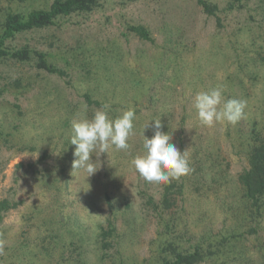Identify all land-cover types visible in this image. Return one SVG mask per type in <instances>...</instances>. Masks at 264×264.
Instances as JSON below:
<instances>
[{
    "label": "rangeland",
    "instance_id": "1",
    "mask_svg": "<svg viewBox=\"0 0 264 264\" xmlns=\"http://www.w3.org/2000/svg\"><path fill=\"white\" fill-rule=\"evenodd\" d=\"M207 1L215 15L197 0H100L90 13L15 37L12 46L43 52L64 73L0 63V87H7L0 96V199L15 205L0 223V264H148L165 227L144 203L160 198L162 184L146 181L130 162L143 152L142 126L153 119L173 134L191 168L172 180L182 187L165 214L174 222L169 237L188 245L247 230L236 174L247 166L250 129L264 122V0ZM50 2L27 0L23 9ZM134 25L151 40L135 35ZM216 86L225 100H247L237 124L201 125L193 97ZM104 104L113 118L134 108L136 134L127 151L93 154L100 168L87 178L72 169L71 121L85 106L91 118ZM107 218L115 231L102 250ZM259 226L264 240V216ZM257 241L239 237L226 258L201 264H260Z\"/></svg>",
    "mask_w": 264,
    "mask_h": 264
},
{
    "label": "trees",
    "instance_id": "2",
    "mask_svg": "<svg viewBox=\"0 0 264 264\" xmlns=\"http://www.w3.org/2000/svg\"><path fill=\"white\" fill-rule=\"evenodd\" d=\"M3 1L6 5H0V63H34L36 68L58 76H62L64 72L48 62L43 52L27 45L12 46L15 37L23 32L57 26L72 15L90 13L100 5V0H51L47 7H30L24 10V3L27 0ZM197 3L207 15H215L216 4L207 0H197ZM129 29L141 39L151 40L150 33L144 26L134 25ZM13 84L19 87V80H14ZM6 90L7 87H0V96ZM87 99L90 101L89 98ZM246 161L247 166L236 174V181L248 225L247 230L239 234L220 235L216 239L209 236L183 245L181 239L169 237L167 230L170 223L173 222V218L165 216L171 208L178 205V195L181 193L182 186L175 181L162 184L160 198L153 201L152 197H147L144 203L148 210L163 222L165 227L163 231L159 232L162 238H159L148 264H201L205 261L224 259L226 251H230L229 245L232 242L238 241L239 237L250 235L258 240L256 249L260 264H264V240L259 239V222L264 216V122L260 129L253 125L249 131ZM14 206L8 199H0V223L4 213ZM106 221L107 226L101 225L99 233L102 250L109 248L111 242L109 243L106 237L112 236L115 231V226L110 218H107Z\"/></svg>",
    "mask_w": 264,
    "mask_h": 264
},
{
    "label": "clouds",
    "instance_id": "3",
    "mask_svg": "<svg viewBox=\"0 0 264 264\" xmlns=\"http://www.w3.org/2000/svg\"><path fill=\"white\" fill-rule=\"evenodd\" d=\"M223 91V86H216L208 91L197 92L193 97L192 106L201 125L213 127L218 122L235 125L246 117L247 100H225ZM110 107L108 104L102 105L89 118L85 106L78 118L71 121L69 143L75 146L72 169L86 173L87 178L100 168L95 163L99 159L93 160V154L98 158L110 150L127 151L131 147L130 138L136 134L135 109L130 107L113 118L109 116ZM148 128L154 129L151 138L145 135ZM162 129L161 119L143 124L140 133L143 152L130 162L141 177L155 184H169L191 171L186 151L178 149L172 142L173 134Z\"/></svg>",
    "mask_w": 264,
    "mask_h": 264
}]
</instances>
